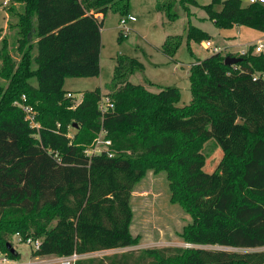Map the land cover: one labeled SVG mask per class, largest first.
Masks as SVG:
<instances>
[{"label":"trees","instance_id":"obj_1","mask_svg":"<svg viewBox=\"0 0 264 264\" xmlns=\"http://www.w3.org/2000/svg\"><path fill=\"white\" fill-rule=\"evenodd\" d=\"M17 1L23 3L15 13L21 58L7 50L5 37L0 55V74L8 82L0 88L4 252L20 257L18 250L7 248L14 233L25 240L43 237L36 256L134 246L130 200L135 184L147 166L164 164L190 202L194 222L186 228V239L191 244L253 250L147 248L85 257L76 264H264V52L256 54L252 45L245 53L215 51L194 61L189 70L192 101L183 106L176 105L181 99L176 86L153 93L129 81V75L142 71V63L118 56L110 92L86 90L75 105L65 89L66 78L101 73V29L108 10L121 0ZM129 3L122 6L123 15L130 14ZM181 4L200 6L197 0ZM173 5L172 0H158L156 9L176 20ZM202 7L219 27L238 24L264 31L262 3L212 0ZM91 10L102 18L89 14ZM188 37L201 42L210 36L190 25ZM182 38L168 36L163 53L174 57ZM227 56L242 60L228 65ZM23 95L36 110L39 128L30 125L16 104ZM104 96L114 107L103 112ZM100 134L112 141V156L87 153ZM210 139L225 155L207 172L204 158L191 148Z\"/></svg>","mask_w":264,"mask_h":264},{"label":"rangeland","instance_id":"obj_2","mask_svg":"<svg viewBox=\"0 0 264 264\" xmlns=\"http://www.w3.org/2000/svg\"><path fill=\"white\" fill-rule=\"evenodd\" d=\"M5 0H0V55L4 53V37L7 39V50L14 59L19 60L21 53L17 49V21L18 10L22 3L15 0L13 4L4 5ZM173 12L178 13L176 20H170L165 12L157 11L158 0H130L129 11L137 17L134 22H128L126 28L120 24L123 14V5L126 0L114 4L105 16L102 28L101 73L96 77H69L65 82V89L72 92L74 104L83 97L84 91L100 87L103 95L110 92L117 58H136L142 63V71L129 75L127 79L135 84H144L147 90L159 92L163 87L176 86L180 89L181 99L177 106L188 105L192 101L190 89L189 70L191 64L197 59H204L215 53L214 48H221L224 54L228 50H244L249 48V43H264V31L246 25L233 24L219 27L207 16L202 6L212 0H197L200 6L181 4V0H172ZM243 5H249V0H242ZM10 6V7H9ZM10 18L7 28V9ZM217 11L222 5L215 6ZM14 13V14H13ZM190 25H195L210 37L197 41L188 37ZM127 31L125 38L119 39V33ZM6 29V32H5ZM127 29V30H126ZM182 35V44L174 57L167 56L161 50L168 36ZM210 40L213 48L207 49L204 43ZM253 44V45H254ZM255 53L258 52L255 50ZM236 54V53H234ZM239 54V53H237ZM3 59L0 57V72ZM148 80V81H147ZM34 81V80H33ZM148 83H146V82ZM7 81L0 74V88L7 86ZM69 133H74L71 127ZM105 134L99 138L104 139ZM191 150L199 152L205 160V171H214L223 160L225 152L214 139L200 141ZM128 155V154H127ZM164 159H162L163 161ZM239 162V161H238ZM169 167H167L168 169ZM164 164L158 167L147 166L143 177L135 184L131 196L132 221L130 224L131 235L135 245L124 248H115L83 254L85 257L104 258L116 253L130 250L137 252L143 249H160L165 247H202L211 249H232L236 251H250L253 249H235L219 245H193L186 239V228L194 222L190 202L184 192L177 186L169 170ZM31 238L43 240V237L30 235ZM22 240L19 241L18 239ZM28 238V237H27ZM10 242L20 252L19 258H13L0 247V257L8 259L9 264H58V255H34L35 248L26 242L24 236L18 233L10 234ZM3 244V243H1ZM263 249V248H261Z\"/></svg>","mask_w":264,"mask_h":264},{"label":"built area","instance_id":"obj_3","mask_svg":"<svg viewBox=\"0 0 264 264\" xmlns=\"http://www.w3.org/2000/svg\"><path fill=\"white\" fill-rule=\"evenodd\" d=\"M13 1L14 0H5L3 4L7 6V5L11 4ZM249 2L251 4L252 3L264 4V0H249ZM136 20H137V17L130 13V14L122 16V18L120 19V24L124 28H126V24L128 22H134ZM122 32H123L124 37L127 36V31H125V29ZM204 46L207 49H211V48H213V43H212V41L207 40L204 43ZM255 47H256L255 50L258 53L264 51V43L263 42H260ZM220 49L221 48H214V51H221ZM245 52H243V53H245ZM68 95L72 96L71 93H69ZM22 99H23L22 102H16V104L19 105L23 109V111L25 112V115H26L25 118H26V120L29 121L30 125L32 127L39 128L40 123L36 119V116H37L36 110L34 109V107L32 105L26 103V99H27L26 95H23ZM113 107H114V103L111 101L110 97L104 96L100 102V109L104 112V111L111 109ZM111 145H112V141L110 139H107L106 137H104V139L101 140L98 137L96 140L94 148L87 150V153L88 154H94V153H101L103 151H106L110 156H112L113 152L110 151ZM18 235L20 236L19 233H18ZM18 240L21 241L22 239L19 238ZM26 242L28 244H31L35 248V250H37L40 247L42 240H40V239L35 240L34 238L29 237L26 239ZM82 257H83V254H79V253L75 252V253L68 255V256L59 257L57 263L58 264H76V262L79 259H81ZM0 264H9L8 259H6L5 257H0Z\"/></svg>","mask_w":264,"mask_h":264},{"label":"crops","instance_id":"obj_4","mask_svg":"<svg viewBox=\"0 0 264 264\" xmlns=\"http://www.w3.org/2000/svg\"><path fill=\"white\" fill-rule=\"evenodd\" d=\"M15 1V0H14ZM14 1L11 3V4H13L14 3ZM11 4H9L10 6H11ZM9 6V7H10ZM22 6H23V3H22ZM22 6H21V8H22ZM11 9V8H10ZM10 9L8 8L7 9V14H6V24H5V26L3 27V28H7V26H8V23H9V16H10V14H9V12H10ZM89 14H95V17H97V18H99V19H101L102 18V14L101 13H95V10H91L90 12H89ZM5 32H6V29H5ZM101 41H102V29H101ZM103 43V42H102ZM254 43L252 42V43H249V45H247L248 47H250V46H252ZM257 44H259V43H256V44H254L253 46H256ZM103 45V44H102ZM248 48H246V49H244V50H241V51H238V50H233V51H230V50H228V52H231V53H243V52H245L246 50H247ZM101 51H102V48H101ZM264 52V51H263ZM101 57V56H100ZM68 78V77H67ZM67 78H66V80H67ZM79 78H81V77H79ZM89 78V77H88ZM68 91V90H67ZM103 91V90H102ZM69 92H71V91H69ZM85 92V91H84ZM72 93V92H71ZM83 98V97H82ZM82 98L81 99H79V102L82 100Z\"/></svg>","mask_w":264,"mask_h":264},{"label":"water","instance_id":"obj_5","mask_svg":"<svg viewBox=\"0 0 264 264\" xmlns=\"http://www.w3.org/2000/svg\"><path fill=\"white\" fill-rule=\"evenodd\" d=\"M241 60H242L241 57L227 56L226 59H225V63L228 64V65H233V64H235V63H237V62H239ZM7 248H9L12 253H16L17 252V249L13 246V244L11 242L7 243Z\"/></svg>","mask_w":264,"mask_h":264}]
</instances>
